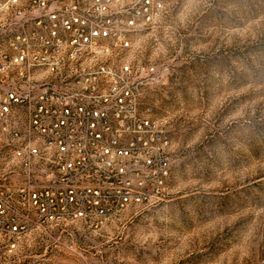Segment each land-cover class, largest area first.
<instances>
[{
  "label": "rangeland",
  "instance_id": "obj_1",
  "mask_svg": "<svg viewBox=\"0 0 264 264\" xmlns=\"http://www.w3.org/2000/svg\"><path fill=\"white\" fill-rule=\"evenodd\" d=\"M132 40L107 62L143 75L141 111L168 140L163 184L20 237L3 263L264 264V0H165Z\"/></svg>",
  "mask_w": 264,
  "mask_h": 264
},
{
  "label": "built area",
  "instance_id": "obj_2",
  "mask_svg": "<svg viewBox=\"0 0 264 264\" xmlns=\"http://www.w3.org/2000/svg\"><path fill=\"white\" fill-rule=\"evenodd\" d=\"M163 10L165 0H0V264L20 237L160 189L168 140L141 111L143 75L107 61Z\"/></svg>",
  "mask_w": 264,
  "mask_h": 264
}]
</instances>
